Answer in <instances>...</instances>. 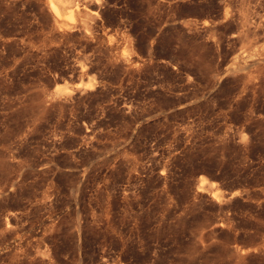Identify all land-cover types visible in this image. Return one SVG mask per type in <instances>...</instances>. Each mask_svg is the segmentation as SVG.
<instances>
[{"label":"rangeland","instance_id":"1","mask_svg":"<svg viewBox=\"0 0 264 264\" xmlns=\"http://www.w3.org/2000/svg\"><path fill=\"white\" fill-rule=\"evenodd\" d=\"M0 264H264V0H0Z\"/></svg>","mask_w":264,"mask_h":264},{"label":"bare ground","instance_id":"2","mask_svg":"<svg viewBox=\"0 0 264 264\" xmlns=\"http://www.w3.org/2000/svg\"><path fill=\"white\" fill-rule=\"evenodd\" d=\"M57 3H61V0H57ZM51 9H52L53 13L55 14V16H58V17L60 15H61V17L63 16L62 13H61V11H60V7L58 6V4L54 3L53 1L51 2ZM67 11H68V9H67ZM72 12H73V9L72 10L70 9V11L68 12V14H69V17L68 18L69 19L72 18V14H73ZM57 22H58V20H57ZM65 89L63 90V92L65 91Z\"/></svg>","mask_w":264,"mask_h":264}]
</instances>
